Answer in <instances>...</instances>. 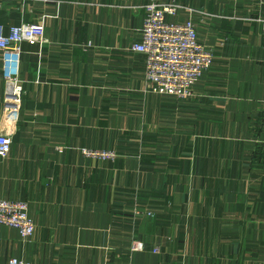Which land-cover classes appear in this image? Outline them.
Masks as SVG:
<instances>
[{"label":"crops","instance_id":"obj_1","mask_svg":"<svg viewBox=\"0 0 264 264\" xmlns=\"http://www.w3.org/2000/svg\"><path fill=\"white\" fill-rule=\"evenodd\" d=\"M158 1L214 55L189 99L151 93L130 49L146 0H0L4 29L44 26L0 160L34 232L0 226V264H264V0ZM3 94L0 61V120Z\"/></svg>","mask_w":264,"mask_h":264},{"label":"built area","instance_id":"obj_2","mask_svg":"<svg viewBox=\"0 0 264 264\" xmlns=\"http://www.w3.org/2000/svg\"><path fill=\"white\" fill-rule=\"evenodd\" d=\"M261 4L263 0H250ZM178 4L146 0L142 6L143 21L140 41L130 49L143 56L144 76L148 89L155 95L177 99L192 97V88L213 63V52L197 38L191 19L170 21L180 10ZM44 35L42 23L21 24L4 29L0 25V61L4 78L2 116L0 120V160L10 152L12 138L20 117L23 83L20 80L21 44L39 40ZM264 107V101H263ZM264 148V142L261 144ZM81 154L90 159L114 160L112 151L83 149ZM147 216H151L150 213ZM0 226L16 230L22 239L34 232V222L28 215L24 201L0 200ZM143 249L138 241L131 243L130 251ZM7 264H30L26 260L10 258Z\"/></svg>","mask_w":264,"mask_h":264}]
</instances>
